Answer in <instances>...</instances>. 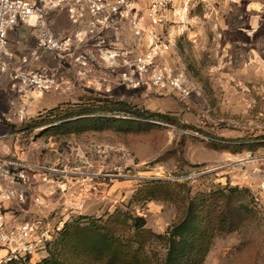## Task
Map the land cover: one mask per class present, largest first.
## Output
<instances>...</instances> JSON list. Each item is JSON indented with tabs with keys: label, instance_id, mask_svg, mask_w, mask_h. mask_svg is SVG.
<instances>
[{
	"label": "rangeland",
	"instance_id": "rangeland-1",
	"mask_svg": "<svg viewBox=\"0 0 264 264\" xmlns=\"http://www.w3.org/2000/svg\"><path fill=\"white\" fill-rule=\"evenodd\" d=\"M194 14V39L178 37L165 58L197 86L189 99L116 83L111 92L70 88L23 99L7 76L0 81V160L17 146L24 161L44 166L49 177L44 214H35L42 205L32 203L14 210L16 216L43 215L64 229L77 221L103 225L121 212L163 234L180 215L176 195L238 187L237 205L248 213L236 231L216 238L204 264H264V211L254 199L251 205L249 192L261 197L247 179L264 171V0H208ZM115 45L133 48L136 40L128 32L125 43ZM104 78L100 68L82 82L103 84ZM103 108L171 120L117 122ZM82 110L100 112L78 115ZM220 141L245 145H214ZM157 181L177 185L172 199L142 194Z\"/></svg>",
	"mask_w": 264,
	"mask_h": 264
},
{
	"label": "built area",
	"instance_id": "built-area-1",
	"mask_svg": "<svg viewBox=\"0 0 264 264\" xmlns=\"http://www.w3.org/2000/svg\"><path fill=\"white\" fill-rule=\"evenodd\" d=\"M207 5L208 0H0V75H10L13 89L23 99L69 90L75 84L111 92L115 83L132 91L155 89L189 99L198 93L197 86L184 69L165 58L177 38L197 22L195 11ZM58 14L67 17L68 30L54 28L52 20ZM19 24L29 25L36 38V47L22 63L38 61L44 52L54 65L10 67L8 35ZM121 24L135 38L133 48L115 45ZM100 68H104L103 84L82 82ZM247 179L257 184L261 199L254 196V200L264 211V171L250 172ZM47 181L44 166L0 160V264L44 258L62 231L63 223L54 224L44 216L25 221L9 216L13 207L27 205L30 197L33 204L42 205L44 193L34 195V187Z\"/></svg>",
	"mask_w": 264,
	"mask_h": 264
},
{
	"label": "trees",
	"instance_id": "trees-1",
	"mask_svg": "<svg viewBox=\"0 0 264 264\" xmlns=\"http://www.w3.org/2000/svg\"><path fill=\"white\" fill-rule=\"evenodd\" d=\"M122 110L125 109L103 108L101 112L109 114L113 121L125 123H169L171 120L164 115ZM89 112L100 110H82L78 115ZM81 131L84 129L76 130ZM214 145L241 149L245 143L220 141ZM176 187L170 182L157 181L146 185L142 194L146 191L148 200L166 201L172 199ZM239 189H219L199 193L194 198L190 197V191L183 196L176 195L180 215L163 234L147 229L144 218L128 213L116 212L103 225L95 222L81 225L77 221L62 229L46 257L22 264H204L216 238L236 231L248 213V208L245 211L237 205ZM248 194L252 205L254 198ZM249 210L256 215L252 206Z\"/></svg>",
	"mask_w": 264,
	"mask_h": 264
},
{
	"label": "crops",
	"instance_id": "crops-1",
	"mask_svg": "<svg viewBox=\"0 0 264 264\" xmlns=\"http://www.w3.org/2000/svg\"><path fill=\"white\" fill-rule=\"evenodd\" d=\"M52 24L54 26V28L57 31H66L70 28V23L67 20V17L64 14H58L56 15L53 20H52ZM61 25H66L68 29L64 30V29H60ZM195 25L192 27L191 31L189 33H187V35H189L192 38V36L194 34H196V30L194 31ZM120 32L116 33L117 35V41L118 44H124L125 43V39L127 37L128 34V30L127 28L121 24L120 25ZM113 34H115V32H112ZM8 43H9V49L12 53V58L9 61L10 67H21V68H33V69H38L41 67H44V65H54V61L52 60L51 56L47 53L41 52L40 53V59L38 61H33V60H29V63L27 64H23L22 63V59L24 56H28L31 54V52L34 50V48L36 47V38L34 35V32L32 30V28L29 25L26 24H19L17 29L12 32L9 33L8 35ZM8 77L9 83L12 86V81H11V77L9 74H5V75H0V81L2 79H4V77ZM73 90H84L85 88H88L86 86H78V85H74L71 87ZM90 89V88H88ZM18 147L16 146V150H14L11 154L6 155L5 158H11V159H19V160H23L22 157V153L20 152L21 150L17 149ZM24 154V153H23ZM22 157V158H21ZM41 193H44V184L41 182H36L35 187H34V195H39ZM32 206V200L31 197L28 200L27 205L25 206H21L22 208H25L27 206ZM19 206L13 207L11 211V214L9 213V216L12 218H15L17 220H22L20 219L19 215L16 216L15 211L17 210L19 211ZM35 214L41 215L44 214V199H43V204L41 207L38 208H34L33 209ZM41 214H39V213ZM31 216V215H30ZM43 216V215H42ZM38 260V259H35ZM34 261V260H33Z\"/></svg>",
	"mask_w": 264,
	"mask_h": 264
}]
</instances>
